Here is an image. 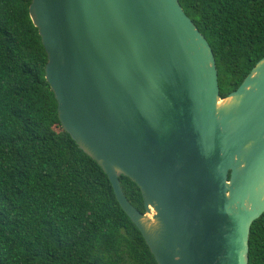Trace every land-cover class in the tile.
I'll return each mask as SVG.
<instances>
[{
	"label": "water",
	"instance_id": "95a60500",
	"mask_svg": "<svg viewBox=\"0 0 264 264\" xmlns=\"http://www.w3.org/2000/svg\"><path fill=\"white\" fill-rule=\"evenodd\" d=\"M29 16L61 127L157 264H249L264 213V57L222 98L211 47L178 0H31Z\"/></svg>",
	"mask_w": 264,
	"mask_h": 264
},
{
	"label": "trees",
	"instance_id": "16d2710c",
	"mask_svg": "<svg viewBox=\"0 0 264 264\" xmlns=\"http://www.w3.org/2000/svg\"><path fill=\"white\" fill-rule=\"evenodd\" d=\"M213 52L219 93L264 57V0H178ZM31 0H0V264H157L99 165L63 130ZM130 204L142 195L119 177ZM264 264V213L249 233Z\"/></svg>",
	"mask_w": 264,
	"mask_h": 264
}]
</instances>
